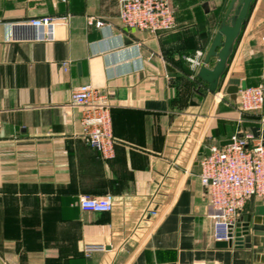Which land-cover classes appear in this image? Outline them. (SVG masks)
I'll use <instances>...</instances> for the list:
<instances>
[{
  "label": "crops",
  "instance_id": "1",
  "mask_svg": "<svg viewBox=\"0 0 264 264\" xmlns=\"http://www.w3.org/2000/svg\"><path fill=\"white\" fill-rule=\"evenodd\" d=\"M119 1L0 0V264H264L260 218L241 246H216L199 180L208 148L234 133L264 147V105L245 113L239 93H225L261 82L264 0L252 1L205 98L184 57L206 54L230 0H173L175 28L158 34L123 28ZM40 17H65L51 42L21 25ZM86 84L107 97L108 159L81 136L85 107L71 93ZM83 196H109L112 209L82 212ZM258 205L249 199L239 218ZM85 245L105 250L85 254Z\"/></svg>",
  "mask_w": 264,
  "mask_h": 264
},
{
  "label": "built area",
  "instance_id": "2",
  "mask_svg": "<svg viewBox=\"0 0 264 264\" xmlns=\"http://www.w3.org/2000/svg\"><path fill=\"white\" fill-rule=\"evenodd\" d=\"M119 22L123 28L149 34L170 32L175 28L173 0H120ZM65 17H40L23 22L22 26L34 30V40L51 42L56 24ZM96 28L103 22L88 20ZM205 53L201 50L184 57L190 69V80L197 81V73L203 64ZM67 71L68 62H63ZM73 104L85 107L80 118L81 136L87 145L102 158L114 154V137L107 97L86 84L71 93ZM264 105V72L258 86L247 87L239 92V106L242 112H257ZM231 143L211 146L208 154L199 162V180L208 190L211 218L214 225V239L227 241L229 228L237 224L240 212L251 198L264 206V147L262 140L250 132L234 133ZM78 207L82 212L107 213L112 209V200L105 197H81ZM104 245H85L83 252H103Z\"/></svg>",
  "mask_w": 264,
  "mask_h": 264
},
{
  "label": "water",
  "instance_id": "3",
  "mask_svg": "<svg viewBox=\"0 0 264 264\" xmlns=\"http://www.w3.org/2000/svg\"><path fill=\"white\" fill-rule=\"evenodd\" d=\"M253 0H230L223 20L215 32L213 40L205 54L203 64L200 67L197 77L202 83L207 84V93L202 96L205 98L209 93H216L219 82L225 72L227 61L233 51V46L238 38L243 22L245 21L249 7ZM215 59V64L210 68V62ZM246 88L245 82L240 85H229L225 93L232 100H236L240 91ZM227 141L222 145H228ZM208 154V152H207ZM260 218L264 223V206L258 205L252 213L239 218L234 228L228 230L227 241H217L216 246L221 248L242 245V236L248 235L253 226L254 219Z\"/></svg>",
  "mask_w": 264,
  "mask_h": 264
},
{
  "label": "trees",
  "instance_id": "4",
  "mask_svg": "<svg viewBox=\"0 0 264 264\" xmlns=\"http://www.w3.org/2000/svg\"><path fill=\"white\" fill-rule=\"evenodd\" d=\"M198 80V79H197Z\"/></svg>",
  "mask_w": 264,
  "mask_h": 264
}]
</instances>
